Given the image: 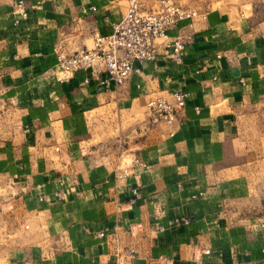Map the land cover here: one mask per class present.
<instances>
[{
    "label": "crops",
    "instance_id": "crops-1",
    "mask_svg": "<svg viewBox=\"0 0 264 264\" xmlns=\"http://www.w3.org/2000/svg\"><path fill=\"white\" fill-rule=\"evenodd\" d=\"M16 1L0 0V264H264V0H174L199 13L169 29L182 62L158 41L121 84L58 58L128 0H23L26 17ZM177 90L185 108L152 124L147 101Z\"/></svg>",
    "mask_w": 264,
    "mask_h": 264
},
{
    "label": "built area",
    "instance_id": "built-area-1",
    "mask_svg": "<svg viewBox=\"0 0 264 264\" xmlns=\"http://www.w3.org/2000/svg\"><path fill=\"white\" fill-rule=\"evenodd\" d=\"M13 13L26 17L23 0L13 4ZM198 15L196 9L173 0H157L156 6L152 8H144L142 0H128L125 14L113 22L110 33L98 35L90 48L61 54L58 58L59 66L66 71L76 72L101 63L108 74V78L102 82L113 80L121 84L132 74L135 62L157 61L158 41L166 46L168 56L179 64L183 60L186 39L181 33L171 36L169 29L183 20H193ZM187 98L188 93L180 90L171 92L169 96L151 97L146 106L150 122L172 124L179 111L185 108ZM134 163L146 166L138 158L134 159ZM123 174H127V170ZM134 194L140 195L137 190H134ZM175 221L188 222L184 218ZM99 235H103V232ZM126 254L131 255V252Z\"/></svg>",
    "mask_w": 264,
    "mask_h": 264
},
{
    "label": "rangeland",
    "instance_id": "rangeland-1",
    "mask_svg": "<svg viewBox=\"0 0 264 264\" xmlns=\"http://www.w3.org/2000/svg\"><path fill=\"white\" fill-rule=\"evenodd\" d=\"M173 1H174V0H173ZM174 2H175V1H174ZM147 102H148V101H147ZM146 106H147V104H146ZM127 154H128V152H126V155H127ZM126 158H127V156H126ZM126 158H125V159H126Z\"/></svg>",
    "mask_w": 264,
    "mask_h": 264
}]
</instances>
